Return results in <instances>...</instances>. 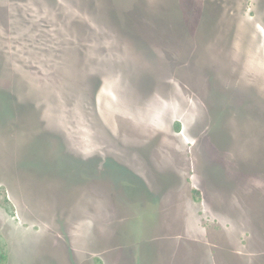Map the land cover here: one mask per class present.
Instances as JSON below:
<instances>
[{
  "label": "rangeland",
  "instance_id": "obj_1",
  "mask_svg": "<svg viewBox=\"0 0 264 264\" xmlns=\"http://www.w3.org/2000/svg\"><path fill=\"white\" fill-rule=\"evenodd\" d=\"M258 156L264 0H0V264H264ZM103 167L159 175L146 200L192 221L168 223L150 255L93 215L65 223L49 208Z\"/></svg>",
  "mask_w": 264,
  "mask_h": 264
},
{
  "label": "flooded vegetation",
  "instance_id": "obj_2",
  "mask_svg": "<svg viewBox=\"0 0 264 264\" xmlns=\"http://www.w3.org/2000/svg\"><path fill=\"white\" fill-rule=\"evenodd\" d=\"M34 63H36V62H34ZM46 79L48 81V85H47V82L44 83V84H41V85L44 86L45 90H46V86L45 85H47L48 88H50L52 86L50 80L47 77H44V81H46ZM35 83H36V85L39 86V82L38 81L35 80ZM50 90H51V88H50ZM30 93H33L31 91V89H30ZM67 99H69V98H66V101L63 99L64 106H66V107H82V105L78 104V101H76V103L74 102L75 98L73 100L71 99L70 101H67ZM42 114H44V112H42ZM43 116H44L43 118L41 117V125H43V127H44L43 122H45V115H43ZM70 122L71 121H69V120L68 121L63 120V122H59L62 125L61 126V130L63 132V135H65L64 133L67 131V127H69L68 125H69ZM45 124H46V122H45ZM224 131L225 130H223V132ZM45 135H46V133H45V131H43L42 132V136H41L42 139H41V143H40L41 147L39 146V149L37 147V149L39 151L40 150L43 151V149L45 148V145L48 144L47 142L49 140L46 139L47 136H45ZM228 139H230V138L228 137ZM63 142H64V137H63ZM232 142L233 141H231V143ZM239 143L240 142L237 141V144H236L235 147H238ZM226 146H228V145H226ZM106 155H109V157H107L106 160L109 159V163L112 165V163L114 161V158L112 159V154H109V153L106 152ZM121 155L125 156V157H129L130 159H134L135 158V156L133 154H130V153L121 152ZM141 155L143 156L142 158H139V157L137 158L139 160L138 165L139 166H144V165L147 166L146 162L144 161V159L146 158L147 155H145V153H142ZM248 158L250 160V157H248ZM245 160L249 163V160L247 158ZM258 160L259 161H263L264 160V156H258ZM32 165H33V163H32ZM65 168H71V167H69L67 164H65L63 162V163H59V167H56L55 169L58 170V172H62V174H66L65 171H63V170H65ZM93 170H94L93 173H87V174H89L90 181H91L88 184V186L84 185V183L82 182V178H86L87 177L86 174L82 173L83 174L82 178L80 177L79 180H76V184H73L74 185L73 190L66 191V192H69L67 194V198L66 199H64V200L61 199V196H60V192L61 191L58 192L59 196H58L57 200L55 199L54 195H52L51 197H48V198H51L52 201L50 203H48V201H47V205L48 204L52 205V206H49V208H53V205L56 204L57 207L59 208L58 209L59 212L58 211L57 212L60 214V216L64 215V219L63 220L65 221V223L72 222V221H69L70 219H73V221L76 222L80 218V216H78L80 212L89 211V206H88L89 203H84V201L80 202V200H83L82 198L90 193V190H91L92 187H95L99 191L98 206H99V209L102 210V212H105L104 210H106V207H105L106 200H108V201L110 200L109 199L110 188H111V195H112V197L114 199V203L117 202L116 204L118 206H122L121 201H123V200H120V197H122L123 193H119L120 195L118 193L115 194V191L113 190L114 187L116 188V190L118 189L117 192L132 191L134 193H138L141 190H143V185H142L141 182L142 181L145 182V180L143 178V176L145 175L144 173L141 174L140 172H138L139 174L137 176V179L132 178V177L125 178V177H122V176L119 177V178H114V174L112 173V171H109L106 168L104 169V167H103V170H104V172L106 171L105 173L98 172L96 169H93ZM71 173H72V175H74V171L73 170L71 171ZM115 175H117V174H115ZM160 180L161 179H157V175H156L155 179L152 182H157V184H158V182ZM100 193H102V195H100ZM105 193H106V197H105ZM135 196H138V194H135ZM128 200H129V204L126 203L125 201H123L124 203H126V204H124L125 207L126 206L128 207V205L132 206V201L133 200H130V199H128ZM45 205H46V203H45ZM84 205H87L86 208L84 207ZM54 208H55V206H54ZM62 209H64V210H62ZM128 210H129V207H128ZM50 212H51V214H54L55 211L51 210ZM92 214H93V211H92ZM98 215L99 216H97V219H99L103 223H106L105 216H103L100 213V211H99ZM97 219H95V220L97 221ZM134 219H135V217L132 218L130 216H127L125 218L119 217L117 220H111V223H107L105 228L108 227V228L112 229V234L111 233H107L106 236L112 235L113 236V238H112L113 240H111V241L117 240L118 237H121L120 231H122L123 229H127V227L129 226V223L133 222V223L137 224L138 221L134 220ZM63 220H61L60 222H62ZM113 229L116 232H113ZM137 229H138V227H137ZM128 239H122V242L116 243V244H122V245L123 244H128V242H130V241H128ZM133 242L137 243V246L139 248V246L142 243H144L145 241L142 240V239L141 240L134 239V240H132V243Z\"/></svg>",
  "mask_w": 264,
  "mask_h": 264
},
{
  "label": "crops",
  "instance_id": "obj_3",
  "mask_svg": "<svg viewBox=\"0 0 264 264\" xmlns=\"http://www.w3.org/2000/svg\"><path fill=\"white\" fill-rule=\"evenodd\" d=\"M154 177L155 176H152L150 174L148 175L145 174L143 176L145 180V182L142 183L144 184L143 189L147 187L151 189L152 186H154V182L153 184H151V181H153L152 179H154ZM157 179H160L159 175H157ZM113 190L117 191L118 189L116 190V188L114 187ZM141 191L144 192L143 190ZM142 192H140V194L137 196L135 200L138 202L139 205L140 203H144V204L147 203L149 209L140 210L138 208V210L135 211L131 207L135 206L134 202L136 201H132V206L128 205L129 207V210H128V207L124 206V204L126 203L129 204V200L124 198V195H123L124 191L121 192L123 194H122V197H120V200H123L126 203L121 201L122 206H118L116 204L117 202L114 203V199L111 195V188H110V195H109L110 200L109 201L106 200V203H105L106 210H104L105 212H102V210H100L98 206L99 191L95 187H92L90 190V193L84 196L82 198L83 200H80V202L84 201V203H89L88 205L89 211L80 212L78 215L80 216L79 220L82 219L85 213H88L89 217L93 215V218L97 219V216H99L98 215L99 211L103 216H105L106 224L111 223V220H117L119 217H123V218L127 216H130L132 218L135 217L134 220L138 221L137 224L133 222L129 223V226L127 227V229H123L121 231L122 232L121 234H123L122 236L123 239L129 238L128 241H132L134 239H137V240L142 239L145 242L139 246L138 253L148 252L150 255L154 254V251L158 249V246L155 245L152 241L157 240V239L170 238L176 232L175 230L177 229V226L170 228V226H168V223H171V225H174V224L181 225L183 223L189 224L188 222L192 221V217H191L192 212L191 211L188 212L186 208H184L182 205L179 204L176 206L177 210H175L174 212L179 215L178 217H176L174 213H165L164 204L161 198L153 199L154 201L151 202V201H148L150 200L149 196L147 197L149 199L146 200V196ZM100 195H102V193H100ZM105 197H106V193H105ZM86 206L87 205H84L85 208ZM233 208H235V205H233ZM237 210H240V211L238 212L235 211V215L241 217L242 216L241 206ZM92 211H93V214H92ZM163 215H164V218H163ZM176 219L177 221L175 222ZM106 231L107 233L112 234V229L106 227ZM165 231L166 233H169L167 236H163L161 234L162 232H165ZM113 232H116V231L113 229ZM106 237H109L110 240H113L112 235H109Z\"/></svg>",
  "mask_w": 264,
  "mask_h": 264
},
{
  "label": "trees",
  "instance_id": "obj_4",
  "mask_svg": "<svg viewBox=\"0 0 264 264\" xmlns=\"http://www.w3.org/2000/svg\"><path fill=\"white\" fill-rule=\"evenodd\" d=\"M93 8V7H92ZM103 22H105V21H103Z\"/></svg>",
  "mask_w": 264,
  "mask_h": 264
}]
</instances>
